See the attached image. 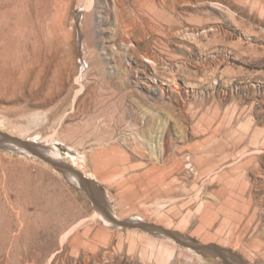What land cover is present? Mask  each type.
<instances>
[{
	"label": "rangeland",
	"instance_id": "rangeland-1",
	"mask_svg": "<svg viewBox=\"0 0 264 264\" xmlns=\"http://www.w3.org/2000/svg\"><path fill=\"white\" fill-rule=\"evenodd\" d=\"M48 4L3 0L0 132L82 155L62 160L117 221L264 264V0ZM95 210L49 163L0 149V264H223Z\"/></svg>",
	"mask_w": 264,
	"mask_h": 264
},
{
	"label": "water",
	"instance_id": "water-1",
	"mask_svg": "<svg viewBox=\"0 0 264 264\" xmlns=\"http://www.w3.org/2000/svg\"><path fill=\"white\" fill-rule=\"evenodd\" d=\"M0 149L19 156L40 158L52 165L55 170L62 174L67 184L75 189L83 190L114 225L121 226L122 228H138L154 236H165L172 239L177 244L193 250L196 254L204 257L219 258L222 260L223 264H246L237 254L225 248H221L214 244L200 245L177 232L163 229L154 224L146 223L143 220L127 219L125 221H117L111 213L110 203L102 187L96 181L86 178L80 171L74 169L71 165L50 158L46 154V151L50 149L47 145L31 140H22L18 137L0 132ZM59 149L62 152L64 151L62 147Z\"/></svg>",
	"mask_w": 264,
	"mask_h": 264
},
{
	"label": "bare ground",
	"instance_id": "bare-ground-1",
	"mask_svg": "<svg viewBox=\"0 0 264 264\" xmlns=\"http://www.w3.org/2000/svg\"><path fill=\"white\" fill-rule=\"evenodd\" d=\"M48 1L49 0H23V2L25 3V7L30 9L31 11H35L39 14H43L45 13L46 11H48L49 9V4H48ZM52 1V0H51ZM52 5V4H51ZM4 15V12H3V0H0V19L3 17ZM127 26V24H126ZM1 37V36H0ZM32 141H35V142H38V143H42L44 145H47L50 149L48 151H46V154L56 160V161H61V162H64V158H67V157H70V158H73V159H78V161H83V156L82 155H79L78 152H76L75 154L73 153L72 154H68V153H64V151L62 152L59 148V146H56V142H53V141H49L47 139H43V138H38V137H34V138H31ZM64 149V148H63ZM74 152V151H73ZM63 159V160H62ZM76 181V180H75ZM77 183V181H76ZM109 202V201H108ZM111 206V205H110ZM99 211V210H98ZM97 210L94 211L93 213V217H96L97 218V214L98 216L105 222V224H110V225H113L114 227H117V228H122L121 226H118V225H114L104 214L103 212L100 210L101 214L98 212ZM111 213L113 214V216L115 217V213L112 212V208H111ZM134 219V218H133ZM136 220L140 219L142 220L141 218H135ZM1 225V224H0ZM75 225V224H74ZM74 227H72L70 230H72ZM76 228V227H75ZM69 230V231H70ZM68 233V232H67ZM35 235V234H34ZM161 237H165V236H161ZM66 239V238H65ZM64 239V240H65ZM167 239V237H166ZM169 239V238H168ZM53 256V254L51 255V257Z\"/></svg>",
	"mask_w": 264,
	"mask_h": 264
}]
</instances>
